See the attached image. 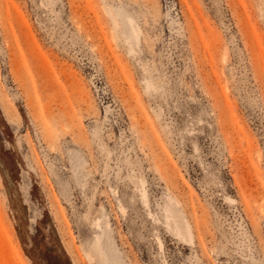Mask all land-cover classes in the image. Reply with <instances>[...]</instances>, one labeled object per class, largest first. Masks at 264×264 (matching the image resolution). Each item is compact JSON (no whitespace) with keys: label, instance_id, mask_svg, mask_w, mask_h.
Returning a JSON list of instances; mask_svg holds the SVG:
<instances>
[{"label":"rangeland","instance_id":"rangeland-1","mask_svg":"<svg viewBox=\"0 0 264 264\" xmlns=\"http://www.w3.org/2000/svg\"><path fill=\"white\" fill-rule=\"evenodd\" d=\"M0 264H264V0H0Z\"/></svg>","mask_w":264,"mask_h":264}]
</instances>
